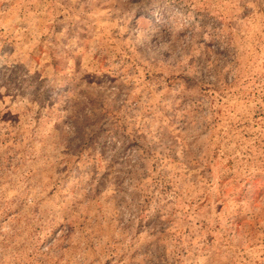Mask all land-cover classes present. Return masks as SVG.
<instances>
[{
	"label": "rangeland",
	"instance_id": "1",
	"mask_svg": "<svg viewBox=\"0 0 264 264\" xmlns=\"http://www.w3.org/2000/svg\"><path fill=\"white\" fill-rule=\"evenodd\" d=\"M0 264H264V0H0Z\"/></svg>",
	"mask_w": 264,
	"mask_h": 264
}]
</instances>
